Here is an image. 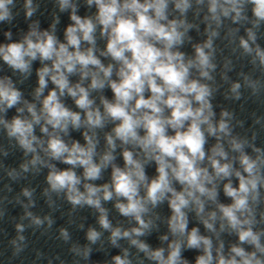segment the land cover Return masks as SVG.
I'll return each instance as SVG.
<instances>
[{"label":"clouds","instance_id":"obj_1","mask_svg":"<svg viewBox=\"0 0 264 264\" xmlns=\"http://www.w3.org/2000/svg\"><path fill=\"white\" fill-rule=\"evenodd\" d=\"M253 5V14L258 20H264V0H249ZM13 0H0V21L11 19L8 5ZM88 5H96L97 15L95 22L92 18H81L75 15L74 6L69 0H59L61 11L73 7L70 19L74 24L67 27L65 32L66 43H61L57 37L48 31L38 32L35 28L23 37L20 42H12L0 46V57L13 70L21 73H28L31 62L38 58L44 64L38 70V84L36 96L40 97L48 85V77L55 88L50 90L42 100V108L38 113L34 104H27V111L31 119L14 117L11 122H3L10 137H15L25 150V153L36 151L34 142L41 141L33 134L34 125L40 124L41 132L48 133L47 125L52 129H59L67 133L69 125L79 129L82 125L89 128H102L106 120L115 123L112 129L113 134L106 135L107 145L110 149L101 157L99 164L94 163L96 145L93 138L84 133L86 146L74 142L69 147L59 136L50 134L46 151L53 159L63 160V163L83 168V175L86 180H97L101 170L107 167L113 160L112 150L116 148L115 140L123 145H132L139 148L146 160L154 161L157 175L149 181L145 174L144 162L134 158V153L127 148L124 149V169L113 166V191L116 196L123 197L127 203H117L116 207L123 216H132L141 227L133 228L131 231L137 236L143 235L142 229L146 228L141 214L147 211L145 205L151 203L153 206L162 202L167 194H171L170 207L174 213L170 228L173 233L183 234L187 227V218L182 209L188 208L190 202L196 206L197 214L204 211L202 196L211 200L216 199L215 185L211 189L205 186L212 184L214 178H228L234 173L238 179V186L233 187L231 181L224 185L225 195L230 197L232 203L228 206L219 204L218 208L226 218L228 224L234 229L241 244L247 243L254 246L255 251H245L243 247L232 246L231 255L225 258L219 254L217 264H264L257 256V252L264 254V246L261 245L260 236L262 233L254 232L251 227V219H240L237 215L243 216L245 212L251 213L249 198L255 201L258 197V185L262 183L260 165H264V159L258 155L256 159L245 154L243 143L232 139L231 147L240 153L239 163L243 169L234 170L231 162L221 163L215 157L227 159V154L218 143L208 157L214 176L210 175L207 168L200 167L199 162L205 160L204 145L206 143L205 132L202 126L206 125V131L211 136L218 133L228 134V124L221 119L218 126L212 123L211 104L208 97L211 95L209 87L199 81L189 79V69L196 67L202 77H209L206 69L214 67L210 62V55L204 49L211 48V39L203 47L196 48L195 60L184 61V54L179 51H172L175 45L182 43L183 33L178 31V26L183 21L171 20L167 24L161 21L167 20L166 9L168 0H87ZM238 0H210L209 12L219 22L216 15L219 8L223 16L227 17L229 12H235L236 17L240 16L237 7ZM26 16L31 17L33 9L31 0H26ZM176 9L182 13L189 7L188 0H177ZM100 26L101 36H107L106 51L101 55L110 56L120 67L116 72L117 80L111 79L113 65L105 66L94 54L95 37L94 33ZM10 37V33H6ZM215 35V33H213ZM35 37V39H33ZM248 37L255 40L254 34L249 31ZM82 41L87 42L90 47L81 50ZM241 46L246 52H251L247 40L241 39ZM157 45H161L158 47ZM71 49V50H70ZM256 55L260 63L264 64V51L256 48ZM79 74L83 81L91 78L88 88L81 83L71 85L69 76ZM102 74V75H101ZM111 88L114 100L109 101L101 98L103 114L99 108H94V100L90 98L91 90H101L105 84ZM240 85L234 84L232 91L235 93ZM59 95H58V92ZM67 94L75 101L76 106L83 110L85 119L82 120L79 112L70 111L60 101L61 96ZM146 93L148 95H146ZM238 98V93H237ZM21 100V92L18 91L10 79H0V105L12 108ZM198 105V106H194ZM5 109L0 108V111ZM23 112V108L17 109ZM167 113V114H166ZM222 117L228 116L222 112ZM171 130L172 134H169ZM141 131L143 135H141ZM257 153L259 148L254 149ZM39 157H34L35 164ZM25 171L27 166L23 165ZM52 190L60 191L67 189L68 200L74 204L81 203L100 208L98 193L103 191V199L111 200L113 191L109 190L107 184L96 187L86 184L85 192H80L77 185L80 178L72 170H53L47 177ZM182 186L181 191L173 187V182ZM141 185L146 188V196L141 197L139 190ZM25 196L30 193L25 190ZM31 216V213H27ZM216 213L209 214V220L215 219ZM47 219V218H46ZM209 220H204V226L212 230L213 225ZM33 222L40 225L42 221L33 217ZM51 224V221H49ZM100 224L103 228L110 227L106 216H101ZM23 225H17V231L22 232ZM62 235L67 238V233L62 230ZM123 235L128 237L130 233H121L117 228L112 231V243L116 238ZM99 234L90 230L88 240L95 242ZM20 240L24 237L20 236ZM167 239V237H163ZM15 244V241H13ZM131 243L141 251L147 252L148 246L137 240ZM189 248L199 249L203 245V255L196 259V264H211L212 242L209 238L199 235L198 229L193 228L188 235ZM171 251L167 259L164 258L163 249H157L149 253L150 258L159 261V264H177L180 259V246L178 243L169 245ZM223 245L221 244V248ZM239 258V259H237ZM115 264H129V261L120 256L114 257Z\"/></svg>","mask_w":264,"mask_h":264},{"label":"water","instance_id":"obj_2","mask_svg":"<svg viewBox=\"0 0 264 264\" xmlns=\"http://www.w3.org/2000/svg\"><path fill=\"white\" fill-rule=\"evenodd\" d=\"M141 2L143 3V0ZM176 2L177 0H168L167 20L161 21L164 24L171 20L183 21L177 29L183 33L182 43L175 45L172 51L183 53L184 61L187 63L188 60H195L196 48L203 47L211 39V48L204 49L210 55L211 64L214 65L206 69L210 79L202 77L196 67L189 69V79L197 80L209 87L211 95L208 99L214 113L211 118L212 123L218 126L220 120L224 119L229 129L228 134L218 133L217 136H211L206 131L207 126H202L206 137L204 145L206 155L205 160L199 162L198 166L207 168L209 174L214 176L208 157L212 154L211 150L219 143L227 154V159L219 156L215 158L222 164L231 162L234 170L244 174L239 163L240 153L231 147L232 139L242 142V150L251 158L256 159L259 155L261 159H264V64L260 63L256 55L257 47L264 51V20H258L254 16L253 5L249 0H238L240 16L235 19V12L230 11L225 17L218 8L216 15L219 16V22L208 10L210 0H188L189 7L183 13L176 9ZM220 2L223 3V0ZM25 3L26 0H13V3L8 5L11 19L0 21V46L22 41L31 28H35L38 32L48 31L55 35L59 42L66 43V29L74 24V21L70 19L73 7L70 6L61 11L59 0H31L33 14L28 17ZM69 3L74 6L75 15L82 19L92 18L95 22L97 15L95 4L90 6L87 0H69ZM249 31L254 34V41L249 39ZM6 33H10V37L6 36ZM94 37V54L105 66L113 65L111 79L117 80L116 72L120 65L110 56L101 55L106 51L107 36H101L98 24ZM241 39L247 40L252 49L251 52H246L241 46ZM90 46L82 41L81 50ZM157 46L161 47V45ZM44 64L50 66L49 61L42 63L38 58L31 62L28 73H21L13 70L0 57V79L7 77L21 92V100L14 107L6 108L5 105H0V108L5 109L0 111V121L10 123L16 116L30 120L27 104H34L37 112H40L42 100L50 90L55 88L51 80L46 77L47 87L40 97L36 96V88L39 87L37 73ZM90 80L89 77L81 81L79 74L69 76L71 85L81 83L85 88H88ZM237 83L240 88L234 93L232 86ZM89 91L90 98L94 100L93 107L99 108L103 114L101 98L114 100L111 88L106 82L104 89ZM59 98L66 108L79 112L82 120L85 119L84 111L76 106L74 99L67 92ZM194 106L198 105L194 103ZM19 108H23L24 111L18 112ZM222 112H227L229 115L222 117ZM115 123L118 122L106 120L102 128H89L82 125L79 129H74L69 125L67 133L59 129L54 130L47 125L48 133H43L41 126L44 125V121L41 120L40 124L33 126V134L41 143L34 142L36 151L26 154L17 139L8 135L4 123L0 122V264H115L116 256L127 259L129 264H159V261L150 258L149 253L163 249L164 258L167 259L171 251L169 245L174 243L180 246V259L177 264H196L197 257L203 255V245L199 249L188 247V235L193 228L198 229L199 235L211 240L213 256L211 264H217L218 250L219 254L225 258L231 255L232 246L243 247L248 252L255 251L254 246L240 243L237 232L230 227L218 208L219 204L228 206L232 203L231 198L225 195L224 185L231 181L233 187L238 186V179L234 173L231 177L214 178L212 184H205L209 189L215 185L217 195L214 201L207 196L201 197L204 203L203 212L197 214L196 206L191 202L188 208L182 209L187 218V227L183 234L173 233L170 228L174 213L169 204L171 199L169 193L157 205L153 206L151 203L145 205L147 211L141 214V218L147 227L142 229L143 235L137 236L131 230L141 227L139 223L132 216H123L116 207L117 203L126 204L127 201L123 197L116 196L113 191V166L124 169L122 153L127 148L133 151L134 158L144 162L145 174L150 181L157 175L154 161L146 160L139 148L123 145L117 139L115 140L116 148L112 150L114 160L107 167L102 168L99 179L86 180L81 166H72L63 163L62 159H53L46 151L50 134L59 136L71 147L74 142L86 146L84 133H87L96 145L93 161L99 164L103 154L110 150L106 135L113 134L112 129ZM169 134H172L171 130ZM141 135H143L142 131ZM256 148L260 149L259 153L254 151ZM34 157H39L35 164L32 163ZM23 165L27 166L26 171ZM260 169L262 183L258 185V197L255 201L249 198L251 213L237 215L242 220L245 218L252 220L251 225H243V227H251L254 232L262 233L260 242L264 246V165H260ZM53 170L74 171L81 181L77 185L80 192L86 193V184H92L101 189L107 184L109 190L113 191V197L105 201L103 191L97 194L103 212L84 203L74 205L68 200L67 189L52 190L47 177ZM173 187L177 191L182 190L178 182L174 181ZM25 190L30 193L29 196L24 195ZM139 195L146 196V188L143 185L140 187ZM212 212L216 213V218L209 220V214ZM27 213H31V216ZM102 215L109 221L108 229L100 224ZM33 217L39 218L42 223L36 225ZM204 220H209V223L213 225L212 230L204 226ZM17 225H23L24 230L18 232ZM117 228L121 233L128 231L130 235L117 237L116 243L113 244L112 231ZM62 230L67 233V238L62 235ZM90 230H95L99 234L95 242L87 238ZM20 236L24 239L20 240ZM132 240L146 244L148 251H141L131 243ZM257 256L264 260V254L257 252Z\"/></svg>","mask_w":264,"mask_h":264}]
</instances>
